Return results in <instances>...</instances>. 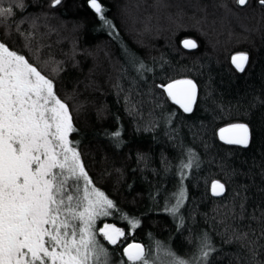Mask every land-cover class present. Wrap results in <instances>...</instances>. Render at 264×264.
Returning a JSON list of instances; mask_svg holds the SVG:
<instances>
[{"label": "trees", "instance_id": "16d2710c", "mask_svg": "<svg viewBox=\"0 0 264 264\" xmlns=\"http://www.w3.org/2000/svg\"><path fill=\"white\" fill-rule=\"evenodd\" d=\"M139 1L98 0L109 27L89 0H0V7L13 9L0 17V42L51 79L68 105L77 129L70 139L93 185L116 205L97 228L112 223L125 230L126 239L115 246L99 238L113 264H128L123 249L133 242L151 249L155 264L171 259L158 244L199 264L264 260V6L258 0L243 6L196 0L206 8L203 15L165 1L162 20L148 27L155 39L138 24L154 0ZM119 5L131 11V22ZM183 38L198 47L185 48ZM236 52L248 55L243 72L231 62ZM177 78L197 85L191 112L160 87ZM237 123L249 127L247 146L218 135ZM216 180L225 185L220 195L211 191ZM181 192L184 199L173 213ZM133 219L139 227L129 234ZM205 237L213 251L202 258Z\"/></svg>", "mask_w": 264, "mask_h": 264}, {"label": "snow or ice", "instance_id": "6c2138e0", "mask_svg": "<svg viewBox=\"0 0 264 264\" xmlns=\"http://www.w3.org/2000/svg\"><path fill=\"white\" fill-rule=\"evenodd\" d=\"M89 2L111 27L98 0ZM258 2L264 6V0ZM54 3L58 5L61 0ZM237 3L243 6L249 0ZM12 11L0 7V17L10 16ZM182 44L190 49L198 47L192 39H184ZM247 61L246 53L232 56L240 72ZM160 87L184 112L193 110L197 86L192 80H175ZM75 131L68 105L56 95L53 81L24 55L0 42V264H113L112 254L99 238L115 246L126 239L125 230L112 223L97 228V221L112 216L116 205L88 176L70 139ZM219 136L228 144L247 146L250 141L249 127L243 123L221 128ZM192 166L190 158L184 167ZM224 190L219 180L212 182L213 194ZM183 199L181 192L169 210L178 212ZM260 222V237L264 238V214ZM139 223L135 219L129 222V234ZM241 236L247 239L249 233ZM254 242L249 240L248 244ZM260 247L264 249V245ZM157 249L171 258L164 264H199L195 258H180L159 244ZM211 251L205 237L201 257L207 258ZM250 251L254 260L255 250ZM123 256L128 264H155L151 249L141 243L127 244ZM255 264H264V260Z\"/></svg>", "mask_w": 264, "mask_h": 264}, {"label": "rangeland", "instance_id": "374dc122", "mask_svg": "<svg viewBox=\"0 0 264 264\" xmlns=\"http://www.w3.org/2000/svg\"><path fill=\"white\" fill-rule=\"evenodd\" d=\"M144 0H140L139 2H138V4L140 5L142 2H143ZM165 1H167V2H170L171 0H154L153 1V4H150V6L148 7V8H145L144 9V14H145V16H144V18L142 19V20H139L138 21V24H140V26H142V32L144 33V34H147L149 37H154L155 39H157V37H159L158 36V34L157 33H155V34H152V33H150L149 31V28L148 27H156V26H158V25H156V24H154V23H152L153 21L154 22H160L162 19L161 18H159L158 17V13H159V11H162V8H164V5H165ZM175 1H177V2H179V3H181V4H184V6H191V7H193L196 11H198V12H201L203 15H205L206 14V8L205 7H203L201 4H199V3H197V1L195 0H175ZM124 2H127V0H124ZM125 4V3H124ZM137 4V5H138ZM137 5H135V3H133L132 2V6L134 7H136ZM167 5V4H166ZM218 7L221 9V12H223V14L226 16V17H228L229 18V20L231 19H233V17L229 14V13H227L226 11H224V6H222L221 4H218ZM119 8L123 11V13H125L126 15H125V17H126V19L129 21V22H131V11L129 10V9H127L125 6H121V5H119ZM130 8H131V3H130ZM134 10V9H133ZM226 10V9H225ZM127 11L129 12V15L127 14ZM153 11V13H150V12H152ZM151 20H152V22H151ZM235 20V19H234ZM236 23L240 26V27H242V29H244V30H246V29H248V28H245V27H243L242 26V24L239 22V21H236ZM143 24H144V26H143ZM154 26H153V25ZM160 30H161V28L160 27H158ZM139 32V31H138ZM146 32V33H145ZM140 33V32H139ZM236 53H238V52H236Z\"/></svg>", "mask_w": 264, "mask_h": 264}, {"label": "water", "instance_id": "95a60500", "mask_svg": "<svg viewBox=\"0 0 264 264\" xmlns=\"http://www.w3.org/2000/svg\"><path fill=\"white\" fill-rule=\"evenodd\" d=\"M238 53H243V52H238ZM235 54H237V53H234L233 55H235ZM247 54V53H246ZM232 55V56H233ZM232 56H231V62H232ZM233 64V63H232ZM234 65V64H233ZM182 79H190V78H178V79H175V80H182ZM175 80H173V81H175ZM190 80H192V79H190ZM193 81V80H192ZM172 81H170L169 83H171ZM194 82V81H193ZM195 83V82H194ZM168 84V83H167ZM166 84V85H167ZM196 84V83H195ZM197 86V85H196ZM167 93V92H166ZM169 97V96H168ZM170 98V97H169ZM171 99V98H170ZM172 100V99H171ZM173 101V100H172ZM174 102V101H173ZM227 126H229V125H227ZM227 126H224V127H227ZM224 127H222V128H224ZM218 135H219V131H218ZM220 137V136H219ZM224 141V140H223ZM226 142V141H225Z\"/></svg>", "mask_w": 264, "mask_h": 264}, {"label": "flooded vegetation", "instance_id": "af4514ba", "mask_svg": "<svg viewBox=\"0 0 264 264\" xmlns=\"http://www.w3.org/2000/svg\"><path fill=\"white\" fill-rule=\"evenodd\" d=\"M184 39H189V38H183L182 41H183ZM177 79H178V78H177Z\"/></svg>", "mask_w": 264, "mask_h": 264}]
</instances>
